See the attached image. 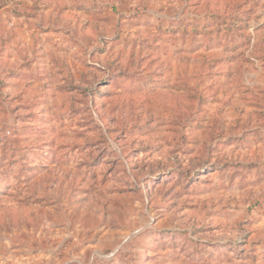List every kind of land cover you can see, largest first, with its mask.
<instances>
[{"label": "rangeland", "instance_id": "1", "mask_svg": "<svg viewBox=\"0 0 264 264\" xmlns=\"http://www.w3.org/2000/svg\"><path fill=\"white\" fill-rule=\"evenodd\" d=\"M0 264H264V0H0Z\"/></svg>", "mask_w": 264, "mask_h": 264}]
</instances>
